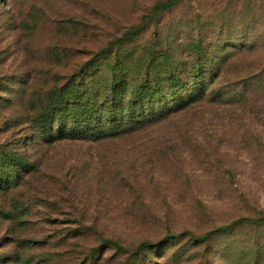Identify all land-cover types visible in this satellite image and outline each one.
<instances>
[{"label": "rangeland", "instance_id": "obj_1", "mask_svg": "<svg viewBox=\"0 0 264 264\" xmlns=\"http://www.w3.org/2000/svg\"><path fill=\"white\" fill-rule=\"evenodd\" d=\"M241 218L264 0H0V264H264Z\"/></svg>", "mask_w": 264, "mask_h": 264}, {"label": "trees", "instance_id": "obj_2", "mask_svg": "<svg viewBox=\"0 0 264 264\" xmlns=\"http://www.w3.org/2000/svg\"><path fill=\"white\" fill-rule=\"evenodd\" d=\"M170 4H171V1L159 3L157 5V9L158 10L167 9L168 7H170ZM257 222L262 223V222H264V220L263 219H261V220H258V219L257 220H253V219H249V218H241V219H238L236 221H233L232 223H230L227 226L220 227L219 229L216 230V232H218V231H225V230H228V229H230L232 227H235V226H238V225H240V226H243L245 224L250 225V224L257 223ZM214 232L215 231H212V232H210V233H208L206 235H203L201 237H192V239H193L194 242H204V241H206L209 238V235L212 234V233H214ZM166 238H167L166 240L172 239L173 236H169L168 235ZM143 245L144 246H149L147 243H143Z\"/></svg>", "mask_w": 264, "mask_h": 264}]
</instances>
